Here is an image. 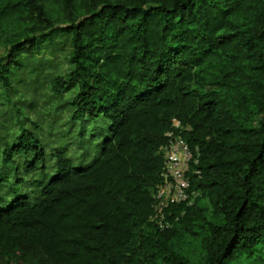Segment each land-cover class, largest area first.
<instances>
[{
	"label": "trees",
	"instance_id": "trees-1",
	"mask_svg": "<svg viewBox=\"0 0 264 264\" xmlns=\"http://www.w3.org/2000/svg\"><path fill=\"white\" fill-rule=\"evenodd\" d=\"M53 1L56 19L42 0H0V42L10 22L32 25L0 54L21 128L0 150V264H264V0ZM62 37L70 69L47 80L68 95L77 140L48 154L10 92L23 59ZM175 119L200 151V195L162 228L154 194ZM189 238L197 260L180 248Z\"/></svg>",
	"mask_w": 264,
	"mask_h": 264
},
{
	"label": "rangeland",
	"instance_id": "rangeland-1",
	"mask_svg": "<svg viewBox=\"0 0 264 264\" xmlns=\"http://www.w3.org/2000/svg\"><path fill=\"white\" fill-rule=\"evenodd\" d=\"M42 3L47 7L49 14L56 19L58 15L59 6L53 0H42ZM32 28L30 21L20 20L19 22H10L6 33L3 35L0 42V54L3 55L6 52V41L8 38L16 32L29 30ZM68 45L65 38H59L56 42L50 44H43L40 51H37L34 55L25 57L23 59V67L17 70L13 75V88L11 90V99L18 103V106L23 108L24 122L26 126L36 128L33 121H37L42 124L38 136L45 143H48L46 152L50 154L52 147L63 146L67 142H76V124H69L67 119L71 111L69 109L64 110L59 108L68 97L61 100H57L52 96L48 85L47 74L50 71H67L70 69L69 65V52ZM53 61L54 65L49 64ZM45 62L47 64H45ZM45 65L43 67L42 65ZM56 64V66H55ZM50 65V66H49ZM13 103L10 102L8 96L4 90V87L0 83V150L3 149L4 137L6 135L8 142L12 141L16 135L21 131L20 124L16 121V118L12 115ZM29 117L26 119L25 117ZM70 132V133H68ZM71 155L77 159L83 158V152L74 143L72 146ZM94 154H92V157ZM17 161H24L25 157L19 154ZM1 159V158H0ZM91 159V158H89ZM54 160L49 158L46 163V168L49 169L53 165ZM2 163L0 160V167ZM40 164L39 169L31 173H22L23 180L28 185L34 179L41 177ZM11 176V180L14 179ZM201 206L204 208L207 216L212 215L211 204L207 198H201L199 200ZM156 222V221H155ZM159 226L160 223L156 222ZM180 248L191 260H197L199 255L200 247L197 244H192L191 238L187 241L184 240L180 243ZM22 254V253H21ZM13 264H27L19 256L12 259Z\"/></svg>",
	"mask_w": 264,
	"mask_h": 264
},
{
	"label": "built area",
	"instance_id": "built-area-1",
	"mask_svg": "<svg viewBox=\"0 0 264 264\" xmlns=\"http://www.w3.org/2000/svg\"><path fill=\"white\" fill-rule=\"evenodd\" d=\"M183 125L174 120V129L167 133L168 143L162 147L164 164L161 181L154 194V214L152 220L160 223V227H170L168 208L172 205L185 203L192 205L200 191L193 183L201 178L200 151L193 149L182 134ZM171 214V212H170Z\"/></svg>",
	"mask_w": 264,
	"mask_h": 264
}]
</instances>
